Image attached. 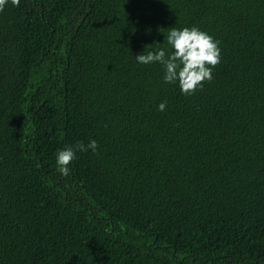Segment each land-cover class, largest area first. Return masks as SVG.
I'll list each match as a JSON object with an SVG mask.
<instances>
[{"label":"trees","instance_id":"obj_1","mask_svg":"<svg viewBox=\"0 0 264 264\" xmlns=\"http://www.w3.org/2000/svg\"><path fill=\"white\" fill-rule=\"evenodd\" d=\"M192 26L222 61L186 96L136 55ZM0 264H264V0H9Z\"/></svg>","mask_w":264,"mask_h":264},{"label":"clouds","instance_id":"obj_2","mask_svg":"<svg viewBox=\"0 0 264 264\" xmlns=\"http://www.w3.org/2000/svg\"><path fill=\"white\" fill-rule=\"evenodd\" d=\"M8 2L9 0H0V12L4 11ZM11 4L18 7L20 0H11ZM166 41L172 49L171 52L157 46L136 55L137 62L143 65H162L164 82L178 83L180 91L186 96L203 90L204 84L210 83L214 78L213 69L222 61L219 42L197 26L183 29L172 27L166 35ZM150 46L153 45H147L146 49ZM166 107L167 102H162L158 105V110L163 112ZM98 147L97 141L91 140L87 145L81 141L75 147L59 150L56 156L57 170L67 177L70 174V164L77 159V151L91 150L96 153Z\"/></svg>","mask_w":264,"mask_h":264}]
</instances>
